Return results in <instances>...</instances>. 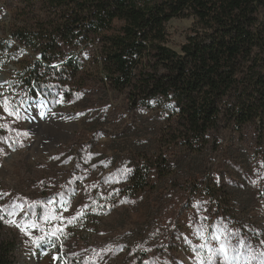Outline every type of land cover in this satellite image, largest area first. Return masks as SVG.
<instances>
[{"label":"rangeland","instance_id":"rangeland-1","mask_svg":"<svg viewBox=\"0 0 264 264\" xmlns=\"http://www.w3.org/2000/svg\"><path fill=\"white\" fill-rule=\"evenodd\" d=\"M24 2L0 0V100L7 97L19 113L9 116L0 104L9 126L0 137H10L0 139V194H7L0 206L18 197L23 205L0 219V250L12 244L13 264H198L192 248L203 242L202 226L205 236L226 227L264 251V123L224 126L214 138L217 149L189 152L174 138V121L132 109L124 94L101 82L95 50L84 45L77 78L31 97L24 66L39 54L11 32L48 6ZM194 24L193 17L169 21V46L180 50ZM121 168L131 169L126 178ZM138 170L148 180L140 191ZM33 221L39 227L27 228ZM52 229L59 230L55 236ZM40 236H51L54 246H38Z\"/></svg>","mask_w":264,"mask_h":264},{"label":"trees","instance_id":"trees-1","mask_svg":"<svg viewBox=\"0 0 264 264\" xmlns=\"http://www.w3.org/2000/svg\"><path fill=\"white\" fill-rule=\"evenodd\" d=\"M41 1L48 12L11 32L39 54L24 66L31 97L77 78L84 45L95 50L101 82L132 109L174 121V138L189 152L217 149L214 138L224 126L264 123V0ZM180 17L195 24L176 50L167 24ZM133 178L136 191L148 184L139 170ZM13 248L2 245L0 264H13Z\"/></svg>","mask_w":264,"mask_h":264},{"label":"snow or ice","instance_id":"snow-or-ice-1","mask_svg":"<svg viewBox=\"0 0 264 264\" xmlns=\"http://www.w3.org/2000/svg\"><path fill=\"white\" fill-rule=\"evenodd\" d=\"M153 103H156V101H154ZM0 104L3 105L4 111L9 116H19L18 111L15 109V105L10 104L7 97H5L3 100H0ZM8 127L9 126L6 123H0V128ZM10 131L14 130L10 129ZM17 135H19V133H17ZM24 135H27V133H24ZM9 138L10 137H0V139L4 140L5 142H7ZM117 171L121 173V178H126V174L130 173L131 169L121 168ZM253 183H255V181H253ZM4 195L7 194H0V199H2ZM57 195L63 197V193H57ZM19 199L20 198L18 197L10 204L0 206V219H3L5 214H7V216L9 217L15 216L16 212L23 207L22 204H18L16 202V200ZM52 203L53 200L48 201V204ZM60 203L65 204L68 202L61 199ZM30 206L31 205H29V207ZM85 207H87V205ZM82 214L83 209H81V211L77 213V216L71 217L68 222L72 223L77 217L81 216ZM25 215L27 216L28 214L25 213ZM53 218L58 219L59 217ZM10 222L18 227L23 224V221L18 224L14 219H12ZM26 227L37 228L39 227V225L33 221L30 222ZM22 230L25 229L22 228ZM41 231H44V229H41ZM58 231V229H52V236H55ZM197 234L203 241L200 245L194 246L192 248V251L195 253V260L198 262V264H214V259L218 257H222V264H264V251H257L253 247V245L248 243L246 240L240 239L235 231L229 232L226 227L217 226L214 232L210 233L209 236H205L202 226L201 229H197ZM35 239L38 242V246L41 243L47 244L49 246H54V241L52 240L51 236H40L36 237ZM233 239H235V243H233ZM210 240L217 241L218 246L213 247L210 243ZM186 242H188L189 244L191 243L190 241ZM261 244L264 245V241H261ZM145 250L147 251V249ZM145 264H148V262H145ZM165 264H169V262L166 261Z\"/></svg>","mask_w":264,"mask_h":264},{"label":"water","instance_id":"water-1","mask_svg":"<svg viewBox=\"0 0 264 264\" xmlns=\"http://www.w3.org/2000/svg\"><path fill=\"white\" fill-rule=\"evenodd\" d=\"M5 81V75L2 74V67L0 66V86L4 84Z\"/></svg>","mask_w":264,"mask_h":264}]
</instances>
